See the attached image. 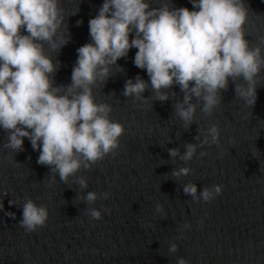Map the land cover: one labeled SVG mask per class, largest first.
I'll return each mask as SVG.
<instances>
[{"label":"water","instance_id":"obj_1","mask_svg":"<svg viewBox=\"0 0 264 264\" xmlns=\"http://www.w3.org/2000/svg\"><path fill=\"white\" fill-rule=\"evenodd\" d=\"M148 2L156 8L164 0ZM101 3L60 0L68 43L57 52L45 45L60 63L54 86L70 83L76 49L90 42L88 20ZM171 7L192 9L189 0H171ZM244 7V38L264 55V0H244ZM135 52L131 48L110 66L107 80L93 86L95 101L110 104V119L124 127L119 147L67 183L37 164L39 152L27 138L23 150L13 152L0 130V264H176L179 257L188 264H264V70L253 105L235 96L229 79L210 115L193 98L195 119L185 129L175 115L184 95L178 86L166 90L165 101L156 100L150 85L143 102L122 95L126 80L139 75L148 82L145 70L133 64ZM212 124L219 129L218 143L199 146L196 137ZM186 144H198L191 160L169 156L168 149L182 154ZM181 167L190 169L188 175L173 177ZM75 177H84L87 188L80 189ZM189 184L197 186V196L213 185L221 193L207 202L193 200L182 190ZM88 191L97 194L91 204L78 199ZM28 199L48 209L45 224L33 232L18 224L19 207ZM157 203L163 213L155 212ZM89 208L101 210V218L91 219ZM171 243L175 253L168 252Z\"/></svg>","mask_w":264,"mask_h":264},{"label":"clouds","instance_id":"obj_2","mask_svg":"<svg viewBox=\"0 0 264 264\" xmlns=\"http://www.w3.org/2000/svg\"><path fill=\"white\" fill-rule=\"evenodd\" d=\"M189 3L191 10L171 7V0L156 8H150L148 0H102L88 20L90 42L76 49L70 83L54 86L53 74L60 63L46 54L45 45L57 52L68 43L67 29L61 31L65 16L60 0H0V130L7 132L5 147L23 150V138H27L32 150L39 152L37 164L48 166L63 183L112 153L119 147L124 127L110 119V104L95 101L93 86L103 84L110 66L131 48L136 49L133 64L145 70L148 82L139 75L128 79L122 95L143 102L142 93L150 85L156 100L165 101L166 90L178 86L184 95L174 105L175 115L185 129L195 119L193 98L201 112L210 115L220 105L229 79L235 96L253 105L264 55L244 38V0ZM196 139L199 146L217 144L219 129L212 124ZM197 147L186 144L182 154L178 148L168 149V154L189 161ZM189 171L181 167L171 175L186 176ZM75 183L87 188L84 177H75ZM182 190L193 200L207 202L221 193V186L201 188L198 196L196 185H184ZM108 195L101 193L105 199ZM78 199L91 204L97 194L88 191ZM19 208L18 224L28 232L42 227L48 218V209L31 199ZM155 212H164L161 204L155 205ZM88 214L93 220L101 218L96 208H89ZM176 251L177 245L171 243L168 252ZM176 264L188 262L179 257Z\"/></svg>","mask_w":264,"mask_h":264}]
</instances>
